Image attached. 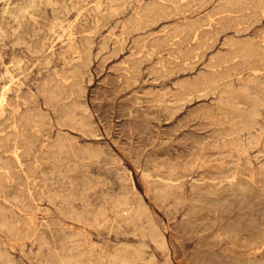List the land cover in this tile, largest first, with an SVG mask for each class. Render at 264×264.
I'll list each match as a JSON object with an SVG mask.
<instances>
[{
  "label": "rangeland",
  "instance_id": "1",
  "mask_svg": "<svg viewBox=\"0 0 264 264\" xmlns=\"http://www.w3.org/2000/svg\"><path fill=\"white\" fill-rule=\"evenodd\" d=\"M263 37L262 0H0V264H50L62 241L82 264L124 247L135 264H264V104L239 130L227 102L264 84L239 51Z\"/></svg>",
  "mask_w": 264,
  "mask_h": 264
},
{
  "label": "bare ground",
  "instance_id": "2",
  "mask_svg": "<svg viewBox=\"0 0 264 264\" xmlns=\"http://www.w3.org/2000/svg\"><path fill=\"white\" fill-rule=\"evenodd\" d=\"M239 1V0H238ZM264 2V0H262ZM242 3V2H241ZM243 4V3H242ZM257 20V19H256ZM189 31L192 33L193 36H196V31H197V27L192 26ZM263 34V33H262ZM254 36V35H253ZM258 38V37H257ZM234 49V48H233ZM237 51V50H236ZM235 51V52H236ZM239 51H242L244 55L249 56V57H257L260 61L263 62L264 65V37L259 40L256 41L254 43H246L240 46ZM233 54L228 53L227 55H224L219 62H216V65H220V63L222 62H227L229 58L232 57ZM214 73H217L216 71ZM121 78V76H120ZM122 80V79H121ZM215 83V75L213 76V74H209L207 77H203L201 80L199 81H195L192 82L190 84H187L186 86H184V89L188 92L190 89H198L199 91H205V89H199V87L202 86H210L211 84ZM229 86V85H228ZM252 87H254L253 85H249V84H245L243 87H241L238 91H234V90H228L229 94L227 96V102L229 103V112L231 115L230 120H232L233 126L236 127V129L239 130H248L250 128L253 127V125L255 124V119L256 116L259 113V107L262 106L264 104V84L262 85V87L260 89H258V93L254 94L251 93ZM255 89L258 88V86L255 85L254 87ZM144 90V89H143ZM260 92V95H259ZM262 92V94H261ZM50 94H52L50 92ZM148 103V102H147ZM154 103V102H153ZM247 105L246 108H244V106ZM170 116V115H169ZM200 118H202V116L200 115ZM187 119V118H186ZM204 119V118H203ZM202 119V120H203ZM27 121H32L31 118L27 119ZM79 121V120H78ZM205 124V122H204ZM208 126V125H206ZM198 127V126H197ZM203 127V126H202ZM217 130V129H216ZM214 132V131H212ZM85 133V132H84ZM221 133V132H220ZM210 135V134H209ZM214 135V134H213ZM219 136V135H218ZM221 136V135H220ZM207 138V137H206ZM217 138V136H216ZM223 138V137H222ZM60 139V138H59ZM77 139V138H76ZM218 139V138H217ZM221 139V138H220ZM73 140V139H72ZM222 140V139H221ZM64 141V140H63ZM63 141H60L57 143L56 148L58 151L62 150V148L65 146ZM243 143V142H242ZM238 146V145H237ZM236 146V147H237ZM243 146V145H242ZM87 148V147H86ZM231 148V147H230ZM229 148V150H230ZM88 149V148H87ZM91 149V148H90ZM95 150H93L92 152H94ZM233 151V150H232ZM89 152V151H88ZM90 151V153H92ZM97 152V151H96ZM99 153V152H98ZM97 153V154H98ZM199 153V152H198ZM94 154V153H93ZM92 154V155H93ZM224 154V153H223ZM16 155V154H15ZM195 155V154H194ZM219 155V154H218ZM231 155V153H230ZM99 156V155H98ZM96 156V157H98ZM192 156V154H191ZM199 156V155H198ZM18 156H16L17 158ZM90 157V156H89ZM220 158V156H218ZM232 157V156H231ZM191 158V157H190ZM194 158V157H193ZM233 158V157H232ZM192 160V159H191ZM116 161V160H115ZM202 162V161H201ZM230 162V161H228ZM238 162V161H237ZM202 163H205L202 162ZM235 163V162H234ZM175 164V163H174ZM187 164V163H186ZM225 164V163H224ZM229 164V163H227ZM185 165V164H184ZM188 165V164H187ZM193 165L194 162H193ZM201 165V164H199ZM232 165V164H230ZM178 166V164H177ZM233 166V165H232ZM243 166V165H241ZM179 167V166H178ZM190 167V166H189ZM174 168V166H173ZM192 168V167H190ZM231 167L229 166V169ZM172 169V168H171ZM177 169V168H176ZM184 169V168H183ZM124 170V169H123ZM225 170V169H224ZM231 170V169H230ZM233 170V169H232ZM231 170V171H232ZM179 171V169L177 170ZM241 171V170H240ZM124 172V171H123ZM188 172V171H186ZM213 172V171H212ZM223 172V171H222ZM239 172V171H238ZM176 173V172H175ZM215 173V172H214ZM221 173V170H220ZM143 174V173H142ZM177 174V173H176ZM223 174V173H222ZM227 174V173H226ZM229 174V173H228ZM236 174V173H235ZM242 174V172H241ZM246 174V173H244ZM118 175V174H117ZM174 175V174H173ZM221 175V174H219ZM180 176V175H179ZM215 176V175H212ZM226 176V175H225ZM236 176V175H235ZM238 176V175H237ZM243 176V175H242ZM245 176V175H244ZM183 177V176H182ZM177 178V177H176ZM179 178V177H178ZM167 179V178H166ZM182 179V178H181ZM230 179V178H229ZM165 180V179H164ZM243 180V179H241ZM166 181V180H165ZM171 181V180H170ZM239 181V179H238ZM155 183V182H154ZM166 183V182H165ZM164 183V184H165ZM244 183V182H243ZM234 184V183H233ZM249 184V183H247ZM245 184V185H247ZM168 185V183H167ZM208 185V184H207ZM206 185V186H207ZM238 185V184H236ZM241 185V184H239ZM243 185V184H242ZM252 185V184H251ZM169 186V185H168ZM172 186V185H171ZM178 186H180L178 184ZM248 186V185H247ZM246 186V187H247ZM167 187V186H166ZM208 187V186H207ZM213 187V186H212ZM238 187V186H237ZM236 189L239 190V187ZM162 188V187H161ZM165 188V187H163ZM215 188V187H214ZM254 188V186H253ZM232 189V188H231ZM241 189V188H240ZM246 189V188H245ZM161 190V189H160ZM159 190V191H160ZM223 190V189H222ZM254 190V189H252ZM164 191V190H163ZM168 191V189H167ZM243 191V190H242ZM156 192V191H155ZM169 192H171V190H169ZM245 192V191H244ZM163 193V192H162ZM253 193V192H252ZM159 194V193H158ZM166 194V192L164 193ZM163 194V195H164ZM167 194H170L167 192ZM166 194V195H167ZM169 196V195H168ZM205 196V195H204ZM250 196V195H249ZM163 197V196H162ZM161 197V198H162ZM177 197V196H176ZM179 197V195H178ZM253 197V196H252ZM66 198V197H65ZM138 198V197H137ZM174 198V197H173ZM180 198V197H179ZM246 198V197H245ZM244 199V198H243ZM248 199V198H247ZM176 200V199H174ZM179 200V199H178ZM249 200V199H248ZM251 200V199H250ZM117 202H121V203H126L129 206V214L130 217L137 219L139 221H143L145 223V228L147 230L148 235L150 236V238L152 239V241L156 244V246L161 249V250H165L166 249V242L163 238L162 233L158 230L157 226L149 219V215H148V211L146 209V207L144 206V204L141 202V198L140 199H136L134 201L130 200V196H128V194H123L122 196H120L119 198H117ZM178 202V201H177ZM176 202V203H177ZM180 203V202H179ZM173 204V203H172ZM76 217L77 220L80 219V215L76 214L74 215ZM5 219V218H4ZM87 224V223H86ZM77 228V227H76ZM80 228V227H79ZM141 228V227H140ZM78 229V228H77ZM83 231V230H82ZM263 234V233H262ZM85 235V234H84ZM264 235V234H263ZM262 236V235H261ZM67 237H71V236H67ZM255 238V237H254ZM252 238V239H254ZM258 239V237L256 238ZM255 240V239H254ZM40 241L43 242V239H40ZM260 241V240H258ZM44 243V242H43ZM261 245V244H259ZM249 246V245H248ZM253 246V245H251ZM254 248V247H252ZM264 248V247H263ZM251 249V248H250ZM257 250V249H255ZM70 252V248L69 246H67L65 244L64 241H62L58 248H54V252H53V257L51 259V263L50 264H69L72 261L74 262V264H82V261H78L75 260V257L73 255H68L67 253ZM131 252H139V250H131L130 248H121V249H115L114 253L112 254H105L104 258H102L103 260L101 261V264H135V256L131 253ZM257 252V251H256ZM97 262L94 261V264H96ZM93 264V263H90Z\"/></svg>",
  "mask_w": 264,
  "mask_h": 264
}]
</instances>
